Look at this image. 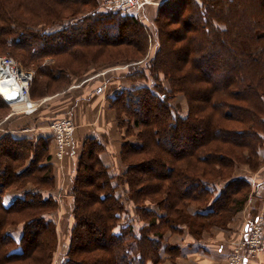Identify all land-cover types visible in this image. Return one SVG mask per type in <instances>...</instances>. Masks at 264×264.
<instances>
[{
	"label": "trees",
	"instance_id": "trees-1",
	"mask_svg": "<svg viewBox=\"0 0 264 264\" xmlns=\"http://www.w3.org/2000/svg\"><path fill=\"white\" fill-rule=\"evenodd\" d=\"M99 2L0 0V52L35 68L31 98L111 61L136 64L124 76L131 86L110 99L126 128L124 169L112 172L101 145L85 143L57 264H162L163 234L226 227L251 193L236 171L264 162V0H165L151 24ZM1 111L0 122L10 112L2 98ZM51 138L0 134V264H55Z\"/></svg>",
	"mask_w": 264,
	"mask_h": 264
},
{
	"label": "crops",
	"instance_id": "crops-1",
	"mask_svg": "<svg viewBox=\"0 0 264 264\" xmlns=\"http://www.w3.org/2000/svg\"><path fill=\"white\" fill-rule=\"evenodd\" d=\"M156 2H159V5L164 0ZM123 70L125 69L92 72L81 81H73L66 93L40 98L42 100L38 101L40 106L30 112L17 113L16 109L12 110L0 122V134L9 133L16 140H28L34 143L51 136L50 125L58 119L72 118L76 124L72 148L63 161L51 162L56 177V187L51 193L59 202L57 210L51 215L58 230L59 245L55 264L65 252L66 240L72 229V199L68 191L76 175L78 160L85 143L92 140L101 145L103 149L99 157L112 172L117 174L124 169L119 153L121 143L126 138V128L119 127L116 112L110 107V99L116 92L128 87L124 80L126 70L121 72ZM117 71H120L121 75L120 72L116 74ZM53 152L52 139L49 153L53 154ZM261 154L264 157V148ZM236 177L246 178L251 183V193L244 209L238 212L232 223H229V228L222 229L215 226L204 232L200 239L185 231L186 227H182L184 230L180 234L167 233L163 238L167 245L174 244L171 246L174 249L171 250L177 253L175 255L177 262L173 264H228L230 251L247 235L256 217L260 215L264 217V164L257 172L239 168ZM14 195L15 193L10 191L6 201H12ZM244 264H264V250L258 251L255 257L245 260Z\"/></svg>",
	"mask_w": 264,
	"mask_h": 264
},
{
	"label": "built area",
	"instance_id": "built-area-1",
	"mask_svg": "<svg viewBox=\"0 0 264 264\" xmlns=\"http://www.w3.org/2000/svg\"><path fill=\"white\" fill-rule=\"evenodd\" d=\"M149 0H107L105 9L111 11H120L126 15H139L141 10L148 4ZM137 13V14H136ZM32 74L23 70L19 63L12 57H0V88L3 82H11L10 88L6 91L0 89V97L6 104L15 108L16 100L7 98V95L18 92V99L22 98L24 104L20 108L24 113L34 110L40 106L38 102L33 101L30 96L31 83L33 81ZM53 134L54 152L53 160L63 161L67 152L73 146V135L75 131L74 124L70 119L56 120L50 125ZM264 250V219L259 217L258 220L251 225V230L246 240L240 243L232 254H230L229 264H242L247 257H255L258 251Z\"/></svg>",
	"mask_w": 264,
	"mask_h": 264
},
{
	"label": "rangeland",
	"instance_id": "rangeland-1",
	"mask_svg": "<svg viewBox=\"0 0 264 264\" xmlns=\"http://www.w3.org/2000/svg\"><path fill=\"white\" fill-rule=\"evenodd\" d=\"M107 0H100V2H99V6H101L100 8L101 9H103L104 7H105V2H106ZM156 1H158V0H149L148 2L149 3H151V4H148V5H146L142 10H141V12L139 13V18H141V20L143 21V23H145V24H151V22L153 21L152 19H153V17H154V15H155V7L156 8H159V6L162 4H159L158 5V3L159 2H156ZM165 1V0H164ZM110 10V9H109ZM110 12H111V10H110ZM112 12H115V11H112ZM137 14V13H136ZM137 16H138V14H137ZM1 56H7V57H12L17 63H19V65H20V67L23 69V70H26V71H28V72H30L31 74H32V78H33V81H32V83H31V88H32V85H33V82H34V78H36L35 77V72H36V70H35V68H33V67H27L26 65H24V64H22L14 55H12V54H10V53H8V52H0V57ZM137 58L138 59H141L142 57H140V55H138L137 54ZM47 62H49V63H53V60L52 59H48V61ZM136 64H134V65H132V64H124V63H121V62H110V63H107V65L106 66H104V67H100V68H96V69H92V68H90V70H89V72L88 73H86L84 76H83V74H82V76L80 75V77H78V76H72L70 79H69V82L71 81V82H73V81H75V82H78V81H81V80H83V79H85L87 76L86 75H89V74H91L92 72H99V71H105V70H109V69H125V70H123V71H121V72H129V70L131 69V67L132 66H135ZM136 67V66H135ZM119 72L120 71H117V73L116 74H119ZM121 72H120V75H121ZM122 79V78H121ZM123 80V79H122ZM126 82H127V86L128 87H130L131 86V84L132 83H130V81H128L126 78L124 79ZM61 84V86L63 87V86H65V84L62 82V83H60ZM71 86V85H70ZM69 86V87H70ZM68 87V88H69ZM31 88H30V91H31ZM67 88V89H68ZM125 88V87H124ZM123 88V89H124ZM29 91V92H30ZM68 91V90H67ZM65 91H60L59 92V94H63ZM66 93V92H65ZM56 94H58V93H56ZM32 96V95H31ZM47 96H50V95H47L46 94V96H44V97H47ZM1 98V97H0ZM33 98V97H32ZM31 98V99H32ZM41 99H43V98H41ZM40 98H38L37 96L35 97V98H33L32 100L33 101H42ZM179 99V101H180V103H182V105H183V107H184V101H182L181 100V98H178ZM38 103H40V102H38ZM9 106V105H8ZM186 106V105H185ZM185 108V107H184ZM16 109V107L15 108H13V107H11L10 106V112H9V114L12 112V110L14 111ZM8 111H5V112H0V119L2 118V116H4L6 113H7ZM16 112L17 113H21V112H23V110L22 109H16ZM7 117V116H6ZM64 118H68V117H64ZM5 119V118H4ZM3 119V120H4ZM68 119H70V121L74 124V126H75V129H76V124H75V122H74V120L72 119V118H68ZM59 120V119H58ZM75 132V131H74ZM264 164V163H263ZM263 164H261L258 168H257V170H255V172H257L262 166H263ZM241 168H244V169H246V170H248L249 172H253L251 169H249V168H247V166H242ZM128 207V209H129V218H132V216H134V210H133V207L132 206H130V205H128L127 206ZM65 209H66V206H65ZM67 211V210H66ZM69 213V212H68ZM236 216V215H235ZM234 216V217H235ZM234 217H233V219H234ZM135 219V218H134ZM233 219L231 220V221H233ZM230 221V223H232ZM138 222H136L135 224H137ZM140 226V225H139ZM138 226V227H139ZM138 227H135V228H138ZM184 227H186V226H184ZM227 228H229V223H228V225L226 226V227H224V228H222V229H227ZM185 231H187L188 233H190V231L188 230V228L187 229H185ZM209 231V230H208ZM168 232H165L164 234H163V237L164 236H166V234H167ZM187 233V234H188ZM174 234H176V233H173V234H171V235H174ZM193 237H195L192 233H190ZM154 235H152V237H153ZM155 238L157 237L156 235L154 236ZM200 237L201 236H199V237H195V238H197V239H200ZM70 238V237H69ZM69 238L66 240V242H67V246L64 248V251L66 252V250H67V247H68V245H69ZM163 242H165L166 243V241H165V239L163 238V240H162ZM162 243V242H161ZM240 243H241V241L238 243V245L237 246H239L240 245ZM167 244V243H166ZM173 244V243H172ZM172 244H168V248H167V250H164L163 249V246L161 247V254L160 255H162L161 257H162V259H163V263L162 264H165L167 261H169L170 263H166V264H173V263H176L177 262V260L175 259V255L177 254L175 251H173V250H169V248H171V246H172ZM174 245V244H173ZM236 246V247H237ZM235 247V248H236ZM171 249H173V248H171ZM234 249V248H233ZM64 252V253H65ZM231 252V251H230ZM231 254V253H230ZM64 255V254H63ZM229 258H230V255H229V257H228V264H229ZM246 258H247V256H246Z\"/></svg>",
	"mask_w": 264,
	"mask_h": 264
},
{
	"label": "water",
	"instance_id": "water-1",
	"mask_svg": "<svg viewBox=\"0 0 264 264\" xmlns=\"http://www.w3.org/2000/svg\"><path fill=\"white\" fill-rule=\"evenodd\" d=\"M10 86H11V82H9V81H5V82H3L2 83V85H1V90L2 91H6V90H8V88H10ZM14 93V92H13ZM12 94V93H11ZM7 95V98H9V99H13V97H15V96H12V95ZM14 95H15V93H14ZM18 99V98H17Z\"/></svg>",
	"mask_w": 264,
	"mask_h": 264
},
{
	"label": "bare ground",
	"instance_id": "bare-ground-1",
	"mask_svg": "<svg viewBox=\"0 0 264 264\" xmlns=\"http://www.w3.org/2000/svg\"><path fill=\"white\" fill-rule=\"evenodd\" d=\"M14 93L11 94L12 96H15L13 97V100H16V102L18 101L17 103H15V106L16 108H20L24 104V101H22V98L17 99L19 97L18 92L15 91Z\"/></svg>",
	"mask_w": 264,
	"mask_h": 264
}]
</instances>
